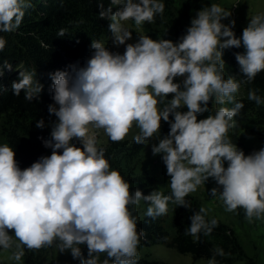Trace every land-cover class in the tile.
I'll return each instance as SVG.
<instances>
[{
  "label": "clouds",
  "instance_id": "9594fccd",
  "mask_svg": "<svg viewBox=\"0 0 264 264\" xmlns=\"http://www.w3.org/2000/svg\"><path fill=\"white\" fill-rule=\"evenodd\" d=\"M113 5L120 7L112 11ZM29 6L31 0H0V32L17 30ZM100 7L99 16L110 21L113 44H124L125 50L114 52L104 41L92 40L94 51L84 65L50 73L54 103L48 112L57 119L50 122V138L42 139L51 154L22 169L14 148L0 144V248L14 249L10 259L17 262L24 247L58 242L60 251L70 250L81 264H137L144 230L138 229L135 206L147 202L145 215L153 219L168 212L169 202L191 209L186 197L209 178L217 185L210 189L212 196H218L227 211L243 208L249 221L264 217V147L245 154L229 135L243 108L236 93L264 70V12L254 14L237 36L235 19L224 22L231 9L213 2L198 10L177 42L138 32L135 42L125 43L133 35L127 22L134 21L137 28L153 22L163 14L164 0H111L107 8L102 3ZM64 34V29L58 33ZM5 45L0 36V51ZM241 45L244 51L235 57L242 78H226L223 50ZM5 65L12 67L8 61ZM19 76L12 83L14 95L23 90L25 99L39 98L43 84L35 69L22 70ZM247 98L264 105V96L256 90L249 89ZM210 100L220 105L214 113ZM184 106L186 111L181 110ZM206 111L210 114L198 119ZM162 119L170 126L165 135ZM36 126L45 127L43 117ZM134 126L138 131L132 139L137 143L158 140L152 152L161 155L170 176L166 194L131 190L130 181L111 166L98 144L95 130L120 141ZM190 220L185 233L197 241L218 225L203 206ZM101 253L106 254L103 260ZM217 254L225 253L217 247L207 264H218Z\"/></svg>",
  "mask_w": 264,
  "mask_h": 264
},
{
  "label": "trees",
  "instance_id": "16d2710c",
  "mask_svg": "<svg viewBox=\"0 0 264 264\" xmlns=\"http://www.w3.org/2000/svg\"><path fill=\"white\" fill-rule=\"evenodd\" d=\"M101 3L107 8L111 0H31V6L25 9L18 29L0 32V36L6 39L5 48L0 51V68L3 69L0 74V130L6 142L14 148L15 159L22 169L30 166L42 155H50L52 152V148L43 143V139L50 138V122L57 119L54 113L48 112V105L54 103L50 73L58 69L71 70L74 64L84 65L90 57L92 40L105 41L112 35L108 28L110 21L99 16ZM164 4L163 14H158L151 23L145 21L140 28L153 39L165 38L173 42H177L186 33L190 26L191 14L208 5L195 0H164ZM118 7L120 5H113L112 11ZM61 29L65 32L63 36L58 35ZM242 31L243 29H237L234 32L240 36ZM243 51V45L223 50L225 72L236 76L237 79H241L243 74L240 73L235 53ZM5 61L12 67L8 68ZM33 69L36 71V78L43 84L39 98L27 100L23 90L19 95H14L12 83L21 78L19 72ZM241 86H244L247 92L253 89L264 96V70L257 73L253 81ZM247 97L248 95L236 98L243 101V108L234 117L237 123L229 135L237 145L243 143L240 136H237L241 129L248 126L256 128L264 123V105H257ZM42 117L45 127L40 128L36 126V121ZM169 127L167 122L164 128L166 133ZM73 143L81 146L75 138ZM99 146L105 148V156L111 166L130 181L131 190L139 188L144 194H148L158 187L160 175L156 172H145L141 162L145 143H137L128 138L112 141L108 137L107 142ZM58 151L62 152L63 149ZM186 199L191 201L192 208L175 205L171 209L170 219L168 213L153 219L146 215L140 216L133 210V215L138 219V229L144 230L139 243L141 247L162 244L175 248L180 253L206 260L212 257L219 247L225 254L215 256L218 264H235L240 261L258 264L257 253L248 252L238 233L220 219L216 218L218 225L208 235L201 233L198 241L186 234L185 229L191 223L190 216L201 207L195 196L188 194ZM170 223L173 233L170 231ZM81 247L86 256L87 245ZM253 248L256 249V245ZM105 255L101 253L100 259L103 260ZM75 264H81L79 258ZM137 264L162 263L149 257H138Z\"/></svg>",
  "mask_w": 264,
  "mask_h": 264
},
{
  "label": "rangeland",
  "instance_id": "374dc122",
  "mask_svg": "<svg viewBox=\"0 0 264 264\" xmlns=\"http://www.w3.org/2000/svg\"><path fill=\"white\" fill-rule=\"evenodd\" d=\"M202 1L210 5L211 3H220L222 6L231 9V16L224 18V22L228 23L230 20L235 19L236 23L233 26L234 31L237 29H244L247 26L250 18L258 13L264 12V0H195ZM198 12V11H197ZM193 12L191 14L192 18L197 14ZM127 24L131 27L133 33L132 37L128 42H135L139 38V33L144 31L142 28H137L133 21H128ZM106 46L114 51L123 53L125 50V45L121 44L119 46L113 44L112 35L109 36L105 41ZM94 50L91 49L90 56ZM228 74L225 72V77L227 78ZM175 80H182V77H176ZM170 97L171 93L168 94ZM248 95L244 86H241L239 91L236 93V98L243 97ZM209 107L214 113L216 108L220 105L212 104V101H209ZM182 111L187 110V106H184ZM210 113L208 111L198 114V119L205 118ZM166 121L161 120V135L167 134L165 132ZM51 125V124H50ZM97 132L98 144H105L108 140L107 134L103 129L95 130ZM138 128L135 126L129 131L125 138L132 139L133 133L137 132ZM230 132V130H229ZM242 140L241 145H237L239 148L243 149L245 154H249L254 150H259L261 147H264V123L259 124L255 127H244L239 131V134ZM7 143L4 139L1 130H0V144ZM158 143L157 139H150L147 144H145V149L141 155V162L145 172H156L160 175V183L156 189H159L165 194L170 191L168 188V181L170 176L167 174L166 165L161 159L160 154H153L152 144ZM227 166V161L225 162ZM216 185V181L212 178H209L206 181L205 185L198 187L197 191L190 193L189 195L195 196L201 203V206L208 209V218L216 217L224 223L231 226L239 235L240 239L244 243L246 249L250 253H257L259 257L258 264H264V217L260 219L253 218L251 221L246 217L245 211L243 208H238L234 211H227L226 206L223 202L217 197H213L210 189ZM147 202L141 201L138 205L135 206L134 210L140 215L145 216ZM175 204L169 202L168 218H171V209ZM171 224V223H170ZM14 230L9 229V232L12 233ZM170 231L173 233V226L170 225ZM13 239L16 243H19L16 240L14 234ZM256 245V249L253 246ZM22 247H24L22 245ZM14 249L4 250L0 248V264H75L78 261V258L74 259L71 255L70 250L60 251L58 242H54L52 245L41 247L39 249H29L24 247V256L21 258V261L17 262L10 259L11 253ZM138 257H149L150 259H155L160 261L162 264H207V260L202 257L193 256L191 254H183L178 252L175 248L167 247L162 244L153 245L150 247H141L138 245ZM29 261V262H28ZM31 262V263H30ZM235 264H246L244 261L237 262Z\"/></svg>",
  "mask_w": 264,
  "mask_h": 264
}]
</instances>
